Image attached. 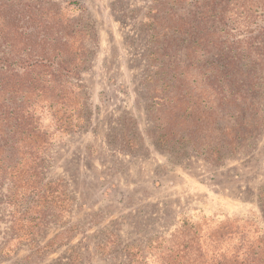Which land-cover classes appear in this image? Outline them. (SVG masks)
I'll list each match as a JSON object with an SVG mask.
<instances>
[{"label": "rangeland", "instance_id": "rangeland-1", "mask_svg": "<svg viewBox=\"0 0 264 264\" xmlns=\"http://www.w3.org/2000/svg\"><path fill=\"white\" fill-rule=\"evenodd\" d=\"M52 1L92 26L75 80L90 118L86 127L62 132L44 113L49 142L38 165L27 173L16 166L14 182L7 179L10 154H0V264H66V245L40 255L26 238L37 236L39 246L60 242L65 229L82 264H128L123 246L149 243V263L159 264L160 246L186 240L179 235L185 227L207 264L238 261L240 251L264 243V93L247 95V121L257 124L261 109L257 133L237 152L212 158L209 143L222 137L229 115L216 105L220 91L211 89L202 60L186 67L181 50L175 61L149 55L161 53L162 43L146 14L161 0ZM24 173L40 184L25 185ZM54 181L61 185L54 198H41L43 185Z\"/></svg>", "mask_w": 264, "mask_h": 264}, {"label": "trees", "instance_id": "trees-1", "mask_svg": "<svg viewBox=\"0 0 264 264\" xmlns=\"http://www.w3.org/2000/svg\"><path fill=\"white\" fill-rule=\"evenodd\" d=\"M70 10L52 0H0V154H10V182L19 177L14 174L16 166L26 172L29 165L39 163L38 153L49 142L41 125L44 113L58 131L88 125L90 111L85 102L80 105L78 97V91L82 97L85 93L75 80L88 59L84 42L92 26L89 22L81 25L85 18L74 17ZM146 18L157 28L158 45L162 43L161 53L153 49L149 55L171 60L181 50L189 61L186 67L202 60L198 64L206 65L211 89L220 91L216 105L227 109L229 123L223 125L222 137L211 139V157L222 159L242 148L263 121L261 109L257 124L247 121L246 102L247 95L260 99L264 93V0H161L160 7L150 9ZM186 67L182 66L183 71ZM179 75L177 82L183 86L185 80ZM173 98L180 108L183 100L179 94ZM26 173L20 178L25 185L40 184L41 178ZM59 186L56 181L43 185L41 198H54ZM179 235L187 239L178 245L160 246L156 253L159 264H207L195 255L199 245L190 228ZM60 237V242L52 238L42 246L37 245V236L26 238L40 255L66 245V264H82L81 253L69 245L70 230L65 229ZM154 248L152 243L125 245L122 252L128 264H150L147 254ZM240 253L243 257L238 261L224 264H264V243Z\"/></svg>", "mask_w": 264, "mask_h": 264}]
</instances>
